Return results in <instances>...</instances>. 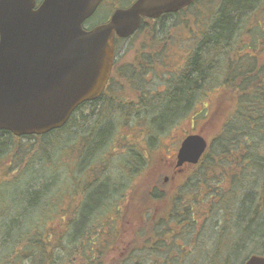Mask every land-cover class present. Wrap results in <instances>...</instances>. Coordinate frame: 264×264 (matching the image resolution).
Here are the masks:
<instances>
[{"label":"trees","instance_id":"trees-1","mask_svg":"<svg viewBox=\"0 0 264 264\" xmlns=\"http://www.w3.org/2000/svg\"><path fill=\"white\" fill-rule=\"evenodd\" d=\"M263 19L264 0H221L210 24L207 22L204 29L199 25L196 48L179 77L168 83L165 95L151 98L148 104H138L135 110L133 105H126L130 106L126 116L137 120L144 113L142 118L151 130L150 124L154 125L157 118L154 120L150 111L161 108L166 101L169 111L178 112L163 131L179 125L185 117L189 119L193 107L202 104L203 94L214 89L221 90V106L205 127L214 126V119L222 115L225 104L227 109L225 119L214 127L215 134L208 140L209 149L200 163L174 171V177L187 170L190 174L182 175L179 188L170 194L164 191L168 187L164 179H158L154 185L146 181L144 188H140L144 182L132 180V174L151 165H147L149 152L145 154L140 145V154L126 155L131 188L147 194L139 216L145 223L141 229L125 230L131 214L126 210L129 207L122 208L124 195L119 187L123 184L108 174L113 164L115 143H111L116 121L111 122L107 110L108 105L116 102L115 97L101 100L100 119L84 117L77 122L79 108L64 128L44 136L18 138L0 131V174H4L0 180V264H233L235 249L247 248L249 252L245 251V259L240 262L245 264L251 256L262 255ZM98 103L86 106L96 113ZM201 114L195 118H201ZM74 132H82L84 140L70 143L71 137H79ZM25 138L34 141L22 143ZM96 148L99 149L95 151ZM78 150L84 163L79 161L76 169L73 163L66 166L67 157ZM36 159L52 169L57 162L65 165L68 176L58 182L54 195L50 192L56 180L34 183ZM80 166H84L83 172ZM75 171H81L80 178H75ZM78 179L86 183L83 188ZM149 187L151 194L146 192ZM66 192L77 195L79 203L64 221L54 216L62 211ZM163 203H167L166 208L157 210V205ZM198 209L204 214L200 219ZM168 218L175 225L181 224V229H173ZM227 248L231 250L225 253Z\"/></svg>","mask_w":264,"mask_h":264},{"label":"water","instance_id":"water-1","mask_svg":"<svg viewBox=\"0 0 264 264\" xmlns=\"http://www.w3.org/2000/svg\"><path fill=\"white\" fill-rule=\"evenodd\" d=\"M197 0H137L104 24L85 30L103 0H0V131L44 136L64 128L76 110L105 91L116 38L137 33L143 19L176 14ZM209 147L186 137L177 168L198 165ZM245 264H264L253 255Z\"/></svg>","mask_w":264,"mask_h":264},{"label":"rangeland","instance_id":"rangeland-1","mask_svg":"<svg viewBox=\"0 0 264 264\" xmlns=\"http://www.w3.org/2000/svg\"><path fill=\"white\" fill-rule=\"evenodd\" d=\"M123 2L127 3L126 0H117V3L115 0H107L105 5H103L96 12L92 18V22L98 23L107 20L111 13L114 12V5H121ZM220 2L221 0H202L200 3L196 4V6H193L187 11L180 12L177 16L165 18L163 20L166 24L164 28H162L159 24L157 27L156 24L148 23V28H144L141 34L136 35L133 39L128 41V43L124 41L118 42L117 47H119V52H121V55L123 56L119 59L118 63L119 68H121V74L120 76H117L118 78L112 86V95L114 94L116 102H112L113 104L108 105L109 109L107 110V115L109 117L112 116V118H110L111 122L113 119L116 121V125L114 126L116 133L113 137L114 140L111 143H115L114 147L112 145L113 164L108 174L114 176V179L117 180V182H120V185L123 184L122 188L119 187V191L122 195H124V204L122 208L126 209L129 207L130 209L126 210L131 214L128 217V224H125V230L131 228V231H135L136 227L139 229L145 227L143 219L139 218V216L143 209L141 207L142 202H147V194L143 195L142 191H138L134 188V186L133 188L130 186L131 177L127 175L129 169L126 164V155L131 152H133L132 156L140 154L142 152L141 148L145 154L149 152L147 165H151L147 166V169L145 167L144 171L141 173L132 174V180H136L138 178L140 182H144L140 188H144L147 186L145 185L146 181L152 182V185H154L153 183L158 182V179H164L166 184L168 183V187H166L164 191L170 194L172 191H176V189L179 188L182 179L181 176L190 174V170H187L184 173L182 172L183 174L178 173L181 174L180 176L174 177V168L171 167L170 162L174 157L176 158L177 149L179 148L180 143L187 135L198 133H201L207 140L210 141L215 134L214 127H217L226 117L224 116L227 112L225 104L222 115L216 116L214 119V126H210L209 128L205 127L208 119L213 115V113H216L218 107L221 106V90L218 88L207 92L206 95L203 94L201 98L202 104H198L193 107L190 111L189 119L185 117L184 120H180V122L177 123L179 125H172L170 128L166 129V131L163 130H165V128L174 121L178 112L175 109H172L173 111H169L171 110V108L168 109L170 104L166 101L161 108L152 109L150 111L152 118L154 120L157 118L154 125L150 124L152 127L151 130L147 127L149 123H147L145 118H142L144 113H142L143 115H140L141 118L137 120H135L136 118H133L132 116L130 119L126 116L128 113H126V111H128L127 107H130L126 106L127 104L133 105L132 109L134 108L135 110L138 107V104L145 105L148 104V101L151 100V98L153 99L157 97V99H159L165 95L166 89H169L168 83H171L170 81H174L179 77V72L182 67H185L188 56L195 50L197 43L196 37L198 35L197 33L199 28L204 29L207 27V22L210 24V21L212 20L218 5H220ZM200 21L203 23L202 25ZM199 25L201 27H199ZM246 52H250V50H246ZM244 54L246 53L244 52ZM141 59L143 63H150L149 68L144 65L143 76L138 75L142 70L140 68V64L142 63ZM133 67H138L136 70L138 72L136 75L137 79L134 82L129 80V77L133 72ZM170 100L173 102L172 99ZM92 109L93 108L91 107H85L78 112V114H76L78 118L76 119L77 122H82L84 117L95 120L99 116L100 119L101 108L97 106L96 113L92 112ZM160 110L162 112H160ZM198 113H202L201 118H195ZM204 115H206L207 118H205ZM107 121H110L108 117ZM85 124H88V121ZM160 131L163 132L159 134ZM152 132L155 134H152ZM81 134L74 132L73 135L79 137H71L70 143H77L84 140ZM151 135L158 138L159 141L156 138L154 140V137ZM111 139L112 138L109 136L108 142H110ZM33 141V139H22V143H30ZM98 149L99 148H96L95 151ZM72 154L73 156L70 155L67 157L69 163L65 164L66 166H70V164L73 163V166H75L76 169L77 163H79L83 154H80L79 150L78 152L75 151ZM90 154L91 153L89 152V155ZM80 163H84V161H80ZM33 165L36 177L34 183L40 184L41 182L50 181V179H52V181H57L55 187H52V191L50 192L51 195H54L58 182L61 179L66 180L68 176L65 165L58 162L55 163V167L53 169L51 166L48 167L46 163L44 164L43 161H39L37 159ZM80 168L83 172L84 166H80ZM81 171L80 173L75 171V178H80L78 175L81 174ZM3 178L4 174H0V180H3ZM166 178H168V181H166ZM75 180L77 181V179ZM78 181H80V179H78ZM79 183L81 188H83L86 184H82L81 181ZM151 187H149V189ZM99 190L104 192L102 188ZM152 191L153 190L151 189L148 191L146 189V192H149V194H151ZM104 193H101V195L104 196ZM98 198H100V195ZM7 201H10V199ZM78 203L79 197L77 195L66 192L64 197H62V211L57 214L55 213L54 217L58 216L59 219H63L65 221L67 217L71 215V209ZM166 205L167 203L157 205V210L166 208ZM10 208H12L11 210L14 209V207ZM202 211V209H198V212H200L198 214L199 219L204 216ZM193 214L195 215L194 212ZM168 224H170L173 229H175V227L181 229L182 227L181 224L175 225L174 222L170 221V218H168ZM210 245H212V243H210ZM230 250L231 249L227 248L224 251L227 253L230 252ZM245 251L249 252L247 248L240 249V251L235 249L233 264H239L245 259Z\"/></svg>","mask_w":264,"mask_h":264},{"label":"flooded vegetation","instance_id":"flooded-vegetation-1","mask_svg":"<svg viewBox=\"0 0 264 264\" xmlns=\"http://www.w3.org/2000/svg\"><path fill=\"white\" fill-rule=\"evenodd\" d=\"M42 1L43 0H37V7L42 3ZM137 0H126V2L127 3H121V5H118V4H116V5H114L115 6V8H114V12L113 13H111V15L108 17V19L107 20H105V21H102V22H98V23H93L92 22V18L94 17V16H92L88 21H86L85 22V24H84V28H85V30H91L92 28H94V27H96V26H98V25H101V24H104V23H107L110 19H111V17H112V15L118 10V9H127V8H130L135 2H136ZM107 2V0H103V2L101 3V5L99 6V8H98V10L103 6V5H105V3ZM115 2L117 3V0H115ZM97 10V11H98ZM96 11V12H97ZM96 14V13H95ZM94 14V15H95ZM180 14V12H178V13H176V14H169V15H165V16H162L161 18H159V19H144L143 20V22H142V26H141V28H145V29H147L148 27L147 26H149V24L148 23H153V24H156L157 25V27L159 26V25H161V27L162 28H164L165 26H166V24H165V22L163 21L165 18H169V17H174V16H177V15H179ZM159 24V25H158ZM147 27V28H146ZM141 28H140V30H141ZM139 30V31H140ZM149 30V29H148ZM136 35H133V36H131V37H129V38H116V40H115V58H114V64H113V69H112V73H111V76H110V78H109V81H108V83H107V86H106V88H105V91H104V93L102 94V96L98 99V100H96L95 102H99L97 105L101 108V112H102V104H101V100L102 99H105L106 101H107V99H108V97H114V94L112 95V86L114 85V83H115V81L117 80V76H120V74H121V68H119V59L123 56V55H121V52H119V47H117V45H118V42H120V41H124V42H126V43H128V41H130L131 39H133L134 37H135ZM141 66H140V68L142 69L141 71H140V73L138 74V72L136 71L137 69H138V67H133V72H132V75L129 77V80H132L133 82L137 79V74L138 75H141V76H143V74H144V67L145 66H147L148 68L150 67L149 66V64L150 63H148V62H144L143 63V61H142V59H141ZM145 65V66H144ZM135 76V77H134ZM132 81H131V83H132ZM90 104V103H89ZM87 105V104H86ZM86 105H84V106H82L81 107V109H80V111L83 109V108H85V107H87ZM108 109H109V107H108ZM180 146H181V143H180ZM179 146V147H180ZM178 151H179V148L177 149V153H178ZM176 156H177V154H176ZM171 167H173L174 168V171H175V173L177 172V167H176V158L174 157L172 160H171ZM167 181V180H166Z\"/></svg>","mask_w":264,"mask_h":264}]
</instances>
